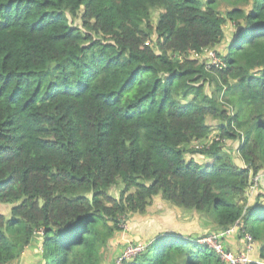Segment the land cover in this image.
<instances>
[{"label": "trees", "instance_id": "trees-1", "mask_svg": "<svg viewBox=\"0 0 264 264\" xmlns=\"http://www.w3.org/2000/svg\"><path fill=\"white\" fill-rule=\"evenodd\" d=\"M223 1L225 16L218 0H0V264L37 234L46 264H104L121 219L158 196L211 213L203 237L240 224L264 261V193L247 197L264 171V0ZM221 46L218 65L190 57ZM122 264L222 262L166 231Z\"/></svg>", "mask_w": 264, "mask_h": 264}, {"label": "rangeland", "instance_id": "rangeland-1", "mask_svg": "<svg viewBox=\"0 0 264 264\" xmlns=\"http://www.w3.org/2000/svg\"><path fill=\"white\" fill-rule=\"evenodd\" d=\"M218 3H219L220 12L223 13L224 16L226 12L232 9L231 6L226 1L218 0ZM158 15H159L158 10L153 11L152 16L155 24L158 20ZM72 21H73L72 24L74 25L77 26L81 25L80 19H75V20L72 19ZM234 30H235L234 25L231 24L230 22H227V25L225 27L227 38H231L230 35ZM155 40H156V36L154 35L152 42ZM226 49L227 48H225V46L223 47L221 46L219 48H214V49H207L201 55L192 54L190 57L199 59L201 63H205L207 65L212 66L215 65L213 62L214 56L217 57L218 59L217 62L221 63L219 54H226ZM217 86H218L217 83L214 81L207 82L205 85V94L213 99H218ZM208 123L213 126V133L211 134L209 139L211 143L221 142V145L223 146L222 149L230 153L234 158V162L240 165L241 162L238 161L239 155L237 151V142L232 140H222L219 137L220 135L219 127L220 124L222 123L221 119L210 117L208 118ZM191 156L192 154L189 153L187 155V159H190ZM195 159L199 163H205L209 160L206 156L202 154L195 155ZM260 184L261 183L258 181L256 184L253 180V183H251V186L247 190L248 199L252 197V195H254L256 191H258ZM121 189L122 187L119 184L109 191V195L111 197L118 198ZM10 210H11L10 205L0 204V213L9 217ZM183 211L184 210H179L175 208L171 204H167L160 196L156 197L152 205L148 208L146 214L140 215L135 213L125 217L126 219L124 218L121 219L126 221L127 227H123L121 223L119 224V230L115 233L114 238L111 240V242L114 243V247H117V250L115 251V254L113 256L106 254V258L109 261H111L113 257L117 258L123 252L125 248L124 246L127 243H130L131 245H137L138 247H141V249L143 250L144 247H146V245H148L153 238H156L157 235H160L165 229H175L183 233H190L196 238H201L203 237V235L209 233L207 228L209 226L211 227L214 225V220L211 213L200 214L201 215L199 216L200 218L196 220L194 218L192 219L185 218V216L183 215L184 213ZM194 213L197 212L193 211L192 215H195ZM117 252H119L120 254ZM241 252L243 251L234 252V253H241ZM37 254L38 253H33V259L35 261L38 260L41 261V263L38 262V264H43L41 258L38 257ZM12 264H17V262Z\"/></svg>", "mask_w": 264, "mask_h": 264}, {"label": "crops", "instance_id": "crops-1", "mask_svg": "<svg viewBox=\"0 0 264 264\" xmlns=\"http://www.w3.org/2000/svg\"><path fill=\"white\" fill-rule=\"evenodd\" d=\"M232 34L233 33H231L230 37H232ZM228 39H230V38H228ZM260 183L261 184L259 186L258 191H256L254 193V195H252V197L249 198V202L252 204L255 202L256 196L259 193H264V178L262 180H260ZM177 209H179V208H177ZM179 210H183V209H179ZM183 212H184L183 215L185 216V218H190V219L194 218V219L198 220L200 218L199 216H201L199 213H194L198 217L195 215H192L193 211H185L184 210ZM240 228H241V226L233 227L231 233L229 235L225 236V238H224L225 245L232 252H239V251L245 250L246 244H245L243 236L240 234V230H239ZM207 229L209 232H215L217 228H216V225H213L211 227L209 226ZM166 231H173L175 233H179V234L184 235V236L194 237L190 233H183V232L177 231L175 229H165L162 233H164ZM219 232H224V230L219 231ZM194 238H196V237H194ZM41 241H42L41 234H37L34 237L31 246H29L25 250V252L13 263H15V262H17V264H21V263L22 264H38V262L41 263V261H39V260L35 261L33 259V253H38L37 256L41 258L43 264H46L42 259ZM125 246H126V244H125ZM116 250H117V247H114V243L110 242L108 250L105 253L104 264H112L115 261L116 257L115 258L113 257L111 260L112 262H111L106 258V254L113 256L115 254ZM117 253H119V252H117ZM248 255H249V258L251 259V261L253 262L252 264H264V261L260 259V247L257 243L254 244L252 250L248 253Z\"/></svg>", "mask_w": 264, "mask_h": 264}, {"label": "built area", "instance_id": "built-area-1", "mask_svg": "<svg viewBox=\"0 0 264 264\" xmlns=\"http://www.w3.org/2000/svg\"><path fill=\"white\" fill-rule=\"evenodd\" d=\"M217 61H218L217 57L214 56L213 57L214 64L216 65L220 64ZM263 178H264V171L261 174L257 175L253 180L257 184V181L260 182V180H262ZM121 224L123 227H127L125 220H121ZM237 226H241V225L237 224L234 227ZM232 228L233 227H231L228 230H224V232L210 233L204 237H201L200 242L212 248L219 257V259L221 260L222 264H252L253 262L249 258L248 253L252 250L255 242L248 233L242 232L241 234L246 244L245 250L243 252L234 253L227 249L224 243V238L225 236L231 233ZM241 228L239 229L240 232H241ZM141 250H142L141 247L127 243L123 252L115 259L113 264H122L124 261L131 260L135 258L141 252Z\"/></svg>", "mask_w": 264, "mask_h": 264}]
</instances>
